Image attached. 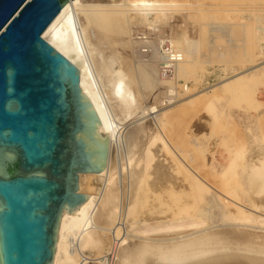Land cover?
<instances>
[{
    "label": "bare ground",
    "instance_id": "bare-ground-1",
    "mask_svg": "<svg viewBox=\"0 0 264 264\" xmlns=\"http://www.w3.org/2000/svg\"><path fill=\"white\" fill-rule=\"evenodd\" d=\"M118 1L109 0V8L86 16L87 20L84 17L89 23L87 30L92 33L95 29L96 32L103 22L118 17L128 18L130 22L129 13L134 6H189L193 11L197 5L212 6L213 13L222 12L230 19L255 12L244 7L264 6V0H122V5ZM80 2L68 0L43 37L79 68L82 91L97 113L105 134L110 133V150L106 166L100 173L81 175L80 192L86 196V201L74 210H64L53 264H107L109 254L112 255L111 264H264V134L246 133L240 141L223 140L221 146L226 154L225 161L220 163V172L213 165L203 171V164L196 161L180 137L174 145H169V140L167 143V137L164 139L163 131H173L178 117L176 107L165 112L159 120V131L148 135L146 140L145 127L138 128L129 138H123L121 128L112 122L113 117L110 118L99 90L95 88L91 68L83 55L81 36L75 23ZM119 6L125 7L123 15L119 13L123 9ZM244 45L246 51L243 52L247 53L253 43ZM257 47L260 52L255 53L254 58L264 55V47ZM246 53L244 59L249 60ZM263 67L264 60L252 69L230 76L213 91L222 88L232 104L245 101L249 108H259L264 105L258 100L259 85H264V72L257 71ZM250 73L253 74L248 75ZM204 95L206 93L201 90L196 97L200 99ZM208 104L213 102L208 101ZM218 126L232 134L240 133L238 128L244 125L233 117V124ZM157 142L163 144L161 151L166 150L172 156V170L180 173L175 183L161 184L159 191L153 190L150 183L153 174H161L157 172L160 163L153 164L158 157L153 148ZM217 154L215 151L213 160L219 161ZM86 180L93 182L85 186ZM166 180L169 181L165 179L163 183ZM212 182H219L220 189ZM210 188L218 192L221 200L222 218L217 224L209 222L207 210L201 205L205 191Z\"/></svg>",
    "mask_w": 264,
    "mask_h": 264
},
{
    "label": "rangeland",
    "instance_id": "rangeland-1",
    "mask_svg": "<svg viewBox=\"0 0 264 264\" xmlns=\"http://www.w3.org/2000/svg\"><path fill=\"white\" fill-rule=\"evenodd\" d=\"M118 2L123 4L122 0ZM110 4L109 0H81L75 13V23L78 24L83 55L91 68L95 88L101 92L98 91L110 118L113 117L112 122L121 128L123 138H129L138 128L145 127L146 140L148 135L159 131V120L165 112L170 107H176L178 117L174 121L173 131H163L164 139L167 137V143L170 141L169 145H174L181 138L196 161L203 164V171L213 165L220 172V163L225 161L226 154L221 146L223 140L240 141L246 133L264 134V105L256 109L249 108L245 101L235 105L222 88L216 87L218 89L213 91L215 86H220L230 76L247 68L252 69L264 60V55L254 58L255 53L258 55L260 52L257 46L264 47L263 5L244 7L255 12L237 15L235 19L222 12L213 13L212 6L197 5L193 7L194 11L189 6H134L129 13L130 22L128 18L118 17L101 23L96 32L95 29L92 33L87 30V17L104 11ZM119 8H123L119 12L123 15L125 7ZM196 9L204 11L197 12ZM246 42L253 43L247 53L243 52L246 51L243 49ZM245 53L246 56L249 54V60L244 59ZM200 67L209 72L201 71ZM259 71L264 72V67ZM201 90L206 95L197 99L196 94ZM258 95V100L264 104V85H259ZM208 101L213 104H208ZM233 117L244 125L238 128L240 133L231 134L218 126L233 124ZM162 145V142H157L153 147L158 156L153 164L160 163L157 172L161 174H153L150 179L153 190L158 191L161 184L168 186L180 177V173L171 168L172 156L166 150L161 151ZM215 151L218 152L219 161L213 160ZM184 157L189 158L187 155ZM165 179H169L166 180L167 184L163 183ZM88 182L93 180L87 181L85 186ZM218 183L212 182L216 188L220 185ZM205 193L202 208H206L209 222L217 224L222 218L219 194L214 188ZM107 261V264H111V254Z\"/></svg>",
    "mask_w": 264,
    "mask_h": 264
},
{
    "label": "water",
    "instance_id": "water-1",
    "mask_svg": "<svg viewBox=\"0 0 264 264\" xmlns=\"http://www.w3.org/2000/svg\"><path fill=\"white\" fill-rule=\"evenodd\" d=\"M67 1L0 0V264H53L81 175L109 157L79 68L43 37Z\"/></svg>",
    "mask_w": 264,
    "mask_h": 264
}]
</instances>
